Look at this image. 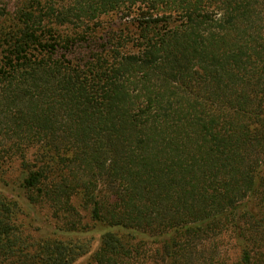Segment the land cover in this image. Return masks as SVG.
Returning <instances> with one entry per match:
<instances>
[{"label":"trees","instance_id":"trees-1","mask_svg":"<svg viewBox=\"0 0 264 264\" xmlns=\"http://www.w3.org/2000/svg\"><path fill=\"white\" fill-rule=\"evenodd\" d=\"M9 6L0 264H264V0Z\"/></svg>","mask_w":264,"mask_h":264},{"label":"rangeland","instance_id":"rangeland-1","mask_svg":"<svg viewBox=\"0 0 264 264\" xmlns=\"http://www.w3.org/2000/svg\"><path fill=\"white\" fill-rule=\"evenodd\" d=\"M21 0H3L4 4H10L9 7H11V10H15L18 3ZM1 176L4 175V177L11 181V186L9 188H5L9 190L12 194L16 197H19L22 200L23 193L22 190L18 188V185L14 183L18 179L19 175V161L18 162H12L9 164H6L3 166V168L0 170ZM4 185V184H2ZM23 201V200H22ZM22 214H21V222H24V225L30 226L33 232L38 235H47L52 234L54 232V224L49 220L50 215L47 209H41V208H35V207H28L26 204H23L22 207ZM51 219V218H50ZM88 220V219H87ZM82 238H92L94 240V245L92 248V251H95L99 246V237L100 233L96 230H93L86 234H81ZM89 256L87 255L84 258H81L78 260L75 264H86Z\"/></svg>","mask_w":264,"mask_h":264}]
</instances>
